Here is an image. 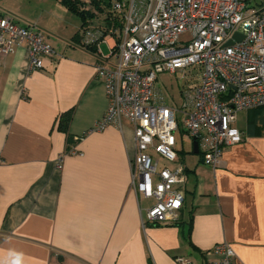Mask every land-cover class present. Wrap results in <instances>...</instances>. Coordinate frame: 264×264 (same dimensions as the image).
<instances>
[{
    "label": "crops",
    "instance_id": "crops-1",
    "mask_svg": "<svg viewBox=\"0 0 264 264\" xmlns=\"http://www.w3.org/2000/svg\"><path fill=\"white\" fill-rule=\"evenodd\" d=\"M83 24L68 41L42 31L56 54L41 70L29 69L23 46L0 55V264H204L219 243L235 264H264V124L238 113L242 140L215 168L184 134L176 162L149 151L158 170L182 165L185 182L177 222H147L153 199L131 184V123L95 129L107 99ZM111 45L106 36L100 52Z\"/></svg>",
    "mask_w": 264,
    "mask_h": 264
},
{
    "label": "built area",
    "instance_id": "built-area-1",
    "mask_svg": "<svg viewBox=\"0 0 264 264\" xmlns=\"http://www.w3.org/2000/svg\"><path fill=\"white\" fill-rule=\"evenodd\" d=\"M107 5L102 16L81 28L83 45L98 54L96 76L107 99L95 129L131 123L132 187L153 199L147 222L172 223L184 200V168L158 170L149 151L176 162V134H184L196 140L202 163L215 168L223 149L242 140L238 113L264 107V7L250 9L248 0H108ZM106 36L112 45L103 55L99 44ZM21 46L32 71L42 69L43 57L56 54L35 25L21 26L0 10V55ZM164 73L179 76V109L157 88ZM210 254L204 264H235L226 243ZM175 262L192 264L182 257Z\"/></svg>",
    "mask_w": 264,
    "mask_h": 264
},
{
    "label": "rangeland",
    "instance_id": "rangeland-1",
    "mask_svg": "<svg viewBox=\"0 0 264 264\" xmlns=\"http://www.w3.org/2000/svg\"><path fill=\"white\" fill-rule=\"evenodd\" d=\"M0 0L3 14L11 17L20 25H35L43 31L47 38L69 40V34L80 29L82 23L95 22L107 8L108 0ZM250 9L259 10L264 7V0H248ZM184 35L182 39L186 38ZM105 50V46L102 45ZM179 76L164 73L157 78V88L163 94L169 106L181 107ZM256 116H264V107L255 111ZM180 118V114H178ZM188 141L177 145L186 151Z\"/></svg>",
    "mask_w": 264,
    "mask_h": 264
},
{
    "label": "trees",
    "instance_id": "trees-1",
    "mask_svg": "<svg viewBox=\"0 0 264 264\" xmlns=\"http://www.w3.org/2000/svg\"><path fill=\"white\" fill-rule=\"evenodd\" d=\"M262 108H263V107H259V108H256V109H252V110L247 111L248 113H252L253 117H252V119H250V121H252L254 124H256V123L264 124V116H259V117H258V116H256V114H255V111L260 110V109H262ZM69 119H70V114H67V115L65 116V118H64V122H63V130L66 128ZM253 127H254V125L248 122V124H247V129L251 130ZM176 222H177V221H175L174 223H176Z\"/></svg>",
    "mask_w": 264,
    "mask_h": 264
},
{
    "label": "water",
    "instance_id": "water-1",
    "mask_svg": "<svg viewBox=\"0 0 264 264\" xmlns=\"http://www.w3.org/2000/svg\"><path fill=\"white\" fill-rule=\"evenodd\" d=\"M234 37H235L236 40L241 39V36L237 35V34ZM227 44H231V42H228ZM192 144H193L194 152H197V142H196L195 139L193 140Z\"/></svg>",
    "mask_w": 264,
    "mask_h": 264
}]
</instances>
